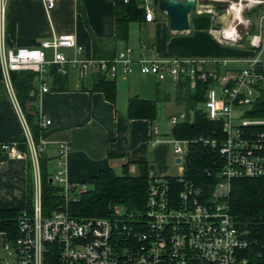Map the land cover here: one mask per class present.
Returning a JSON list of instances; mask_svg holds the SVG:
<instances>
[{
  "label": "built area",
  "instance_id": "obj_1",
  "mask_svg": "<svg viewBox=\"0 0 264 264\" xmlns=\"http://www.w3.org/2000/svg\"><path fill=\"white\" fill-rule=\"evenodd\" d=\"M45 1L49 8L56 5V0ZM8 3L0 0V67L23 122L35 191L33 211H25L20 217L19 235L2 247L0 264H264V241L252 238L230 210L233 180L264 176V118L247 115L264 92V0L226 1L225 9L232 15L230 26L212 29L220 41L237 43L242 39L239 27L248 28L247 37L255 53L242 69L228 68L226 59L162 56L151 53L154 49L145 44L138 55L134 48L126 47L113 57H90L73 33H58L36 47H12L6 32ZM258 6H262V12L258 32H253L249 28L251 19L244 12ZM145 7L146 20L153 21L152 7ZM195 10L212 12V18L217 14L207 1L200 5L197 0ZM209 64L214 67L209 68ZM136 68L159 80L169 78L175 86L187 87L193 94L199 84L206 85L201 110L211 121L219 122L221 130L198 139L173 135L160 138V128L155 124V142L171 144L179 173L159 175L151 171L145 210L129 212L116 206L109 217H79L70 211L69 205L79 199L88 183L75 184L67 179L65 158L71 146L60 142L57 169L51 176L52 183L60 188L58 203L45 211L39 165L45 137H40L39 143L34 140L12 73L35 72L41 92H47L48 79L54 73L68 75L74 71L83 79L95 74L118 78ZM196 109L171 115V126L192 118ZM39 118L41 127L47 130L52 120L43 114ZM194 142L219 153L213 162L216 170L206 169L208 188L206 183L186 176L188 152ZM0 147L9 158L25 154L16 140ZM176 158L181 161L176 162Z\"/></svg>",
  "mask_w": 264,
  "mask_h": 264
},
{
  "label": "crops",
  "instance_id": "obj_2",
  "mask_svg": "<svg viewBox=\"0 0 264 264\" xmlns=\"http://www.w3.org/2000/svg\"><path fill=\"white\" fill-rule=\"evenodd\" d=\"M147 4L142 3L143 7ZM258 8L261 14L262 6ZM153 11L154 20L143 21L151 25L152 38L147 43L141 42L138 48L134 47L137 55L145 44L154 49L151 53L162 56L226 59L228 68L242 69L255 53L248 37L237 43H227L217 39L212 28L195 29L191 25L189 30L175 31L171 29L165 11L160 19L157 11ZM130 25L128 39H117L114 0H56L53 8H49L45 0H9L7 7V41L12 47H36L58 33H73L85 46V55L113 57L130 47ZM231 30L227 29L228 32ZM253 32H258V28ZM95 37L99 40L96 46L93 43ZM66 51L73 53L72 50ZM97 76L102 75L83 79L72 71L62 75L64 80L56 83L54 73L48 79L50 89L47 92H41L39 80L35 77L37 95L31 106L38 116L43 114L52 120L42 153L48 163L50 161L49 164L57 169L59 143L68 142L71 148L65 158V168L71 183L90 181L108 166L118 173L128 171L137 175L142 162H147L154 174L174 175L177 166L171 165V144L156 143L157 137L152 134L157 119L129 117V100L139 96L155 101L157 107L161 100L170 101L171 93L161 85L164 82L174 86L176 102L187 99L186 92L193 94L191 90L175 86L169 78L159 80L154 75L142 74L136 68L125 76L105 77L116 81L117 92L112 101L103 91L92 90ZM20 134H24L23 122L0 67V145L15 141ZM159 136L169 138L172 133L169 135L160 128ZM29 167L28 154L9 158L0 147V209L26 207L31 178ZM7 242L6 234L0 232V250Z\"/></svg>",
  "mask_w": 264,
  "mask_h": 264
},
{
  "label": "trees",
  "instance_id": "obj_3",
  "mask_svg": "<svg viewBox=\"0 0 264 264\" xmlns=\"http://www.w3.org/2000/svg\"><path fill=\"white\" fill-rule=\"evenodd\" d=\"M116 4L117 39L127 40L129 25L131 22H143L146 20V10L137 0H114ZM156 3L159 0H155ZM221 8H224L222 6ZM258 11V10H255ZM212 17L207 14L196 16L192 19V27L195 29H210ZM254 29L252 28V31ZM99 40L95 37V46ZM36 74L33 71H15L12 73V81L20 106L25 114L27 123L36 143L40 137H46L47 130L40 125V118L31 103L36 99L37 89L35 84ZM64 79L62 75L55 73V82L60 83ZM206 85L199 84L198 91L194 94L187 92L189 99L196 105L204 101ZM92 90L103 91L107 98L115 100L117 85L115 80L104 76H97ZM128 115L131 118L157 117V103L153 100L143 99L139 96L129 100ZM249 117L264 118V92L255 102L253 108L248 111ZM221 130L219 122L211 121L201 109H196L194 116L182 122L172 129V135L182 139H198L200 136H209L214 131ZM16 141L19 148L28 154V143L25 134L17 135ZM29 156V155H28ZM30 157V156H29ZM219 158L217 150L205 146L202 142H194L188 152L186 164V176L200 184L210 182L206 176V169L216 170L214 160ZM43 207L49 211L58 203L60 188L50 183L52 174L48 172V159L43 155L39 157ZM151 166L147 162L140 164V172L137 175L128 171L118 173L108 166L93 177L88 183V188L82 192L77 201L69 205L72 214L79 217H109L116 206L124 207L129 212H143L145 210L148 187L150 181ZM30 182L28 185L27 205L24 209H0V232L6 234L8 241L14 242L19 235V220L25 211H33V198L35 191L34 168L30 158ZM230 210L237 224L247 230L252 238L258 242L264 241V176L258 178H240L233 180L230 194Z\"/></svg>",
  "mask_w": 264,
  "mask_h": 264
},
{
  "label": "rangeland",
  "instance_id": "obj_4",
  "mask_svg": "<svg viewBox=\"0 0 264 264\" xmlns=\"http://www.w3.org/2000/svg\"><path fill=\"white\" fill-rule=\"evenodd\" d=\"M206 1L208 2V4H210L211 8H214V10L218 13V12H222L223 8H221L222 6H224L226 4V1L230 2V1H237V0H198L200 5H205ZM138 3L142 4L144 2L148 3V5L157 11V17L158 19H160L162 16H164V12L163 10L159 7V2L156 3L155 0H137ZM255 10H258L257 12H253ZM260 12V8L258 7H253L251 9H247L244 12V16L246 18H250L251 19V24L249 26V28L252 30L255 29L257 27V24L259 22V14ZM262 12V11H261ZM203 14H207L210 15L211 17L212 12H208V11H203L202 13H198L196 10L192 11L190 14V22H192V19H194L196 16H200ZM229 21V20H228ZM130 47L134 48H138L140 46V43H147L151 38H152V28L150 24H145L144 22L139 23V22H131L130 23ZM192 25V24H191ZM241 35H242V39H246L247 38V27L246 26H240L239 27ZM209 68H213L214 65L213 64H209L208 65ZM162 87L167 88L166 90L171 93V100H161L158 102V107H157V120L156 123L159 124L161 130H164L165 132H167L169 135H171L172 133V126L169 123V118L171 116L172 113L175 112H180V111H192L193 109H202L204 107L202 102L197 103L196 105L189 99V97L187 99L183 98L181 99L179 102L175 101V89L174 86L172 84H170L169 82H164L161 84ZM182 89H180L181 91ZM189 92V91H187ZM186 92V93H187ZM182 93V91H181ZM182 96H184V94L182 93ZM50 163V161H49ZM48 163V172L50 174H54L56 171V167L51 163ZM171 165L176 166L175 165V160H174V155L171 158ZM174 174H178L179 171L177 170V168L174 170L173 172ZM2 252V249L0 250V253Z\"/></svg>",
  "mask_w": 264,
  "mask_h": 264
},
{
  "label": "water",
  "instance_id": "obj_5",
  "mask_svg": "<svg viewBox=\"0 0 264 264\" xmlns=\"http://www.w3.org/2000/svg\"><path fill=\"white\" fill-rule=\"evenodd\" d=\"M196 5L197 0H159V7L167 13L170 27L175 31H185L191 28L190 14L196 9ZM225 8L226 5L222 12H218L212 18L211 28L213 30H222L230 26L229 21L232 15ZM180 161V158H176V162ZM52 181L50 178V183Z\"/></svg>",
  "mask_w": 264,
  "mask_h": 264
},
{
  "label": "bare ground",
  "instance_id": "obj_6",
  "mask_svg": "<svg viewBox=\"0 0 264 264\" xmlns=\"http://www.w3.org/2000/svg\"><path fill=\"white\" fill-rule=\"evenodd\" d=\"M232 31V30H231ZM231 31H229V32H231Z\"/></svg>",
  "mask_w": 264,
  "mask_h": 264
}]
</instances>
